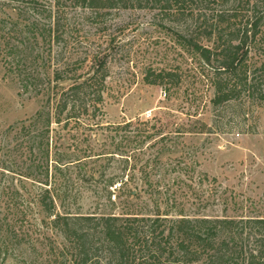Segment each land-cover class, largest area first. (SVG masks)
Returning a JSON list of instances; mask_svg holds the SVG:
<instances>
[{
	"label": "rangeland",
	"instance_id": "1",
	"mask_svg": "<svg viewBox=\"0 0 264 264\" xmlns=\"http://www.w3.org/2000/svg\"><path fill=\"white\" fill-rule=\"evenodd\" d=\"M255 2V11L264 15V0L249 4L248 0H171L145 7L107 0L113 7L100 11L89 9L82 0H0V17L9 19L0 27V264H63L62 258L50 254L48 237L56 245L63 238L44 222L49 219L37 202L43 188L37 180L44 179V174L42 169L30 168L31 151L37 152L38 146H33L36 142L25 130L44 99L22 84L23 74L40 67L37 58L47 50L42 32L38 30L35 39L28 27L35 23L40 29L50 9L58 11L67 24L62 25L66 57L101 53L107 60L105 123L154 116L187 122L192 129L201 127L197 118L207 123L206 132H189L180 138L173 134L174 128L165 130L170 137L168 152L152 176L163 190L154 196L139 191L136 197L115 187L110 195L96 170L100 162L93 158L79 161L91 149L111 146L108 133L91 134L86 140L88 131L58 128L52 135V153L59 151L63 161L50 163L58 212L120 214L129 207H144L152 214L158 201L162 213L175 214V201L191 218L264 217V102L251 106L245 122L235 116L239 109L235 101L218 108L217 114L211 103L213 70L205 67L206 75L200 73L206 64L187 41L192 35L204 45H213L205 31L200 33L204 25L195 30L192 14L203 11L210 23L215 19L213 13L224 12L230 17L225 23L235 26V8L244 19ZM5 24L16 29H3ZM257 44L256 58L259 53L264 55V31ZM149 65L183 70V82L172 98H167L161 86L145 83L143 69ZM51 159H56L55 154ZM179 173L182 178L177 177ZM143 177L138 174L136 179Z\"/></svg>",
	"mask_w": 264,
	"mask_h": 264
},
{
	"label": "trees",
	"instance_id": "2",
	"mask_svg": "<svg viewBox=\"0 0 264 264\" xmlns=\"http://www.w3.org/2000/svg\"><path fill=\"white\" fill-rule=\"evenodd\" d=\"M122 1L124 6L136 7L171 2ZM82 2L97 11L113 7L106 3L107 0ZM238 3L240 1L235 3V7ZM252 7V12L244 19L239 18L235 8V26L225 23L230 17H225L224 12L213 13L212 18L215 19L210 23L203 11L192 14L195 30L202 29L204 25L200 33L205 31L213 45H204L192 35L187 37L189 45L206 64L201 66L200 73L206 75L205 67L213 70L210 76L214 88L211 103L215 112L235 101L239 108L235 116L240 120L243 118L244 122L251 114V106L264 102V55L261 57L259 53L260 57H254L259 46L257 42L264 31V15L255 11L258 8L256 2ZM201 16H204L203 20ZM7 20L0 17V27ZM6 25L3 29H16ZM62 25L67 24L62 23L58 11L53 9L49 10L48 18L40 29L35 23H30L28 28L35 39L40 34L38 30L42 32L47 50L37 58L41 66L23 74L22 79L26 90L44 99L29 124L25 125V130L34 138L36 143L33 146H38L37 152L31 151L33 163L30 168L32 171L42 169L44 174V179L37 180L43 185L37 194V202L49 219H44V222L63 238L62 244L56 245L48 237L50 254L57 259L62 258L63 264H264V217L191 218L175 201V214L168 210L162 213L158 201L156 212L152 214L145 212L144 207H129L124 213L100 215L57 211L50 163L59 165L63 161L59 159V151L52 153V135L58 128L88 131L86 140H90L91 134L108 133L112 139L111 146L101 151L91 149L79 161L93 158L100 162L96 170L102 175L110 195L115 187L118 192L132 197H136L139 191L149 192L151 196L162 192L161 182L152 176L158 173L160 160L168 152L166 140L170 137L165 134L166 129L174 128L173 134L180 138L189 132H206L207 128V123L199 118L195 122L201 127L192 129L187 122L160 116L105 123L102 105L110 73L107 60L101 53L77 59L66 57L64 47L67 44L63 42ZM183 76L180 69L151 65L143 69L145 83L161 86L167 98H172L177 92ZM246 131L249 130L243 132ZM54 154L55 160L51 159ZM27 174L30 178V173ZM138 174L144 175L140 181L136 179ZM180 174L178 178H182Z\"/></svg>",
	"mask_w": 264,
	"mask_h": 264
}]
</instances>
